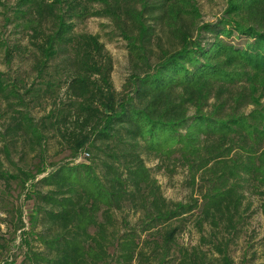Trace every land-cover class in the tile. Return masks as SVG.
Returning <instances> with one entry per match:
<instances>
[{"label":"trees","instance_id":"1","mask_svg":"<svg viewBox=\"0 0 264 264\" xmlns=\"http://www.w3.org/2000/svg\"><path fill=\"white\" fill-rule=\"evenodd\" d=\"M225 3L214 22L196 0H18L5 16L27 34L33 81L7 82L0 71V99L18 107L3 152L12 163L21 139L38 159L34 171L12 172L0 157L5 187L17 183L33 202L27 230L19 214V264H233L222 233L238 231L248 195L264 216V0ZM93 17L126 43L121 91L99 37L75 30ZM0 46L8 58L19 49ZM46 99L52 107L34 119L29 102ZM49 139L69 161L46 164ZM150 153L158 168L180 162L198 197L166 198ZM195 211L198 231L211 230L200 237L210 260L177 242Z\"/></svg>","mask_w":264,"mask_h":264},{"label":"rangeland","instance_id":"2","mask_svg":"<svg viewBox=\"0 0 264 264\" xmlns=\"http://www.w3.org/2000/svg\"><path fill=\"white\" fill-rule=\"evenodd\" d=\"M18 0H1L0 6V41L3 45H8L12 50L10 58L5 56V48L0 46V71L4 73V79L8 82L23 80L21 84L32 83L33 71L31 69L32 57L28 52H24L27 45V34L15 28L13 24L8 25L5 22V16L11 14ZM203 20L206 22H214L223 13L226 0H196ZM75 30L80 33H88L97 35L100 42L105 46L106 51L110 54L113 61V72L111 79L114 88L117 91L123 90L127 78L130 74V62L126 49V43L122 40L114 30L108 19L104 18H89L88 20L77 23ZM235 44L240 43L237 38H233ZM21 87L20 84H18ZM62 89L60 97L63 96ZM30 98L27 97L26 100ZM52 107L51 100H41L40 103L29 102L27 109L30 111L34 119L44 117ZM13 109L18 107H9L7 102L0 99V157L3 160L4 168L10 169L12 172L16 167L28 168L34 171L33 165L37 163V153L30 151L28 144L25 147L21 144L22 140H16L11 149V157L13 162L10 163L5 159L3 147L10 139V135L5 136V128L11 121V116L14 115ZM48 151L46 154V164L69 161V152L62 150V147L53 139H49ZM62 150V151H61ZM147 165L152 169L156 179L158 180L164 196L170 200L183 201L188 199L191 194L198 197V192L191 191L188 185V174L180 162L174 160L168 164L169 170L166 168H158V160L153 154H144ZM78 158L76 162H81ZM168 161L161 160L163 165ZM167 164V165H168ZM163 167V166H162ZM42 177V176H40ZM39 177V178H40ZM26 190H23L17 183L11 182L10 187L6 188L3 181L0 180V264L5 261L13 264H19L22 259V254L25 251V246L21 241V231L19 227V214L25 223V228L28 229V215L31 213L33 202L24 198ZM250 204V210L246 212L245 220L239 226L238 231L233 235H225L231 238L229 246V256L233 264H262L261 245L264 238V216H262L259 205L261 200L258 196L250 194L247 196L245 206ZM199 211H195L193 216H190L181 229L177 237V242L181 246L188 248L198 247L207 254V258L212 259V254L207 250L208 247L201 240V235L208 236L210 229L205 226V230L198 231L195 220Z\"/></svg>","mask_w":264,"mask_h":264},{"label":"built area","instance_id":"3","mask_svg":"<svg viewBox=\"0 0 264 264\" xmlns=\"http://www.w3.org/2000/svg\"><path fill=\"white\" fill-rule=\"evenodd\" d=\"M80 158L82 159V157H80ZM80 158H79V159H80Z\"/></svg>","mask_w":264,"mask_h":264}]
</instances>
